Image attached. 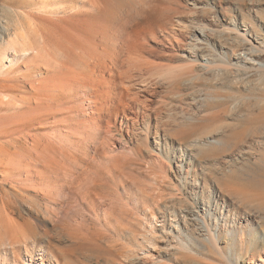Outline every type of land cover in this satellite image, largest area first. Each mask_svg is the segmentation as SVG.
<instances>
[{
  "label": "bare ground",
  "instance_id": "obj_1",
  "mask_svg": "<svg viewBox=\"0 0 264 264\" xmlns=\"http://www.w3.org/2000/svg\"><path fill=\"white\" fill-rule=\"evenodd\" d=\"M263 1L3 0L0 156L5 159L6 171L32 165L38 180L30 179L32 172H28L27 183L20 184H39L57 193L56 183L62 188L59 180L68 182L75 175L73 167L66 165L61 139L79 140L83 145L89 139H104L102 136L120 139V146L129 147V151L145 150L151 157V169L168 185V193L155 196L168 201L162 206L154 199L146 208L141 225L149 234L137 248L156 246L159 235L168 232L178 234L171 237L175 244L169 247L175 245L185 252L211 248L221 253V233L230 225V230L237 226L238 214L249 222L248 213L233 208L236 220L230 223L227 190L213 177L214 184L199 186L196 169L183 176L182 166L167 151L170 143L166 139L174 133L178 137L176 131L201 115L192 104L197 97H187L197 93L187 92L196 89L206 76L235 84L249 85L253 80L259 87L264 84ZM21 68L25 72L21 73ZM223 135L215 133L212 139ZM114 152L111 149L108 154ZM46 170L51 172L49 177ZM13 196L10 207L0 202V222L11 230L8 240L0 239V247L8 244L12 248H0V264H75L67 255L70 249H63L69 243L58 249L30 241L40 233L48 238L51 223L44 215L50 213L48 204L54 206L51 197L40 196L43 203L37 202L39 208L22 212L25 201L16 193ZM102 197L106 198L105 193ZM114 199L105 201L112 212L103 210L106 221L102 230L88 227L83 235L64 233L62 237L73 245L93 240L104 244L111 234H118L122 218L119 201ZM169 201H178L179 207ZM241 231L250 244L259 239L249 226ZM225 232L229 239L235 236L233 231ZM198 236L203 239L201 245L192 242ZM108 247L119 259V244ZM249 262L264 264V256L257 254Z\"/></svg>",
  "mask_w": 264,
  "mask_h": 264
},
{
  "label": "rangeland",
  "instance_id": "obj_2",
  "mask_svg": "<svg viewBox=\"0 0 264 264\" xmlns=\"http://www.w3.org/2000/svg\"><path fill=\"white\" fill-rule=\"evenodd\" d=\"M2 2L3 0H0V10ZM262 3L264 9V1ZM20 72H25V69L21 68ZM225 82L222 78L208 75L204 81L197 83L196 89H188L187 93H197L187 97L188 99L197 97L198 103L192 102V104L202 113L191 125L184 128L187 130L176 131L178 137H175L174 133L173 137L169 134V139H166L170 143L167 151L170 157L182 166L183 176L187 170L194 172L196 169L199 186L212 182L214 184L216 180L227 190L231 201L230 216L227 217L230 223L232 220L235 223L236 220L232 218L233 208L239 207L242 213H248L249 222L238 214L237 226L231 230V225L227 228L228 232L233 231L235 235L232 239L226 236L227 229L221 233L219 242L221 253L211 248L185 252L177 249L175 245L169 247V244H175L171 238L175 234L168 232L159 235L156 246L152 248L146 246L144 250L137 248L148 233L141 225L143 220L145 221L146 208L154 199L162 206L168 201V198L158 200L155 197L161 192H164L162 195L168 193V185L151 169V157L145 150L129 151V147L120 146V139H106L102 136L101 138L104 139H89L88 144L85 145L78 139L74 142L72 141L74 139H61L65 147L66 165L71 166L70 169L73 167L75 175L68 182L60 179L59 184L63 186L58 187L56 183L57 193H51L46 186L39 184L36 187L20 184L22 181L27 183L25 180L28 178L27 173L34 170L32 165L23 164L20 171L12 168L6 171L5 159L0 156V202L12 206L11 202L15 200L13 194L16 193L25 201V207L21 209L23 212L24 209L39 208L37 202L43 203L40 196H50L54 206L48 204L47 211L50 210V213L44 215L45 220L51 223L48 227L50 231L48 238L45 239L46 235L40 233L30 241H34L39 246L49 243L58 249L69 243L63 249L68 251L70 249L67 255L75 264H106L107 262L111 264L112 259L115 260L114 264H250V258L253 256L257 254L264 256V84L259 87L257 80H253L249 85L242 84L243 82L239 84ZM259 108H263L262 113H259ZM71 124L73 125V122ZM215 133H224L223 138L212 139ZM135 140L132 141L133 146ZM20 147L22 143L18 145L19 154L22 150ZM111 149L115 152L108 154ZM0 152V155H3L2 150ZM52 156L56 159L54 154ZM109 156L110 158L113 156L112 160ZM190 157L193 160L189 161ZM235 157L239 159L236 160ZM28 168L29 171H26ZM39 170L43 171V168L40 167ZM175 170L176 165L173 162L172 171ZM48 171L44 173L46 177L51 174ZM33 177L34 172L29 178L38 180ZM189 179L192 184V177L190 176ZM219 185L215 184V188ZM104 193L106 198L102 197ZM32 197L34 200L31 199ZM116 197L118 199L116 201H119V218H122V221L119 219L118 234L113 233L114 236L111 234L112 237L104 244L97 240H93L95 243L82 242L85 245L83 247L82 243L73 245L62 237L64 233L83 235L94 226L102 230L106 221L103 210L112 212L105 201L115 200ZM199 197L201 198V195ZM175 202L169 201V204L179 207V202ZM248 226L253 228V233L259 238L253 244L249 243L247 234H242L241 231ZM110 229L114 231L112 226ZM16 230L18 234L21 233V229ZM10 231L8 225L0 222V239L8 240ZM195 238L192 242L201 245L203 239L199 236ZM30 241L27 242L28 246H31ZM109 241V245L119 244V259L109 249V245L105 246ZM0 248L12 249L8 244Z\"/></svg>",
  "mask_w": 264,
  "mask_h": 264
}]
</instances>
